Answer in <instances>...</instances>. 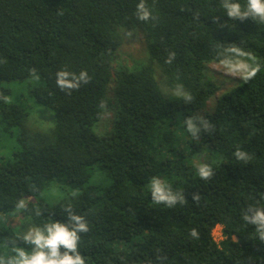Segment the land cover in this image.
I'll return each instance as SVG.
<instances>
[{
  "label": "trees",
  "instance_id": "16d2710c",
  "mask_svg": "<svg viewBox=\"0 0 264 264\" xmlns=\"http://www.w3.org/2000/svg\"><path fill=\"white\" fill-rule=\"evenodd\" d=\"M224 2L0 0V133L16 138L0 155L5 261L15 248L31 251L23 241L30 228L67 223L70 206L89 227L79 234L85 264H264V228L251 222L264 212V22L229 18ZM228 3L243 11L247 0ZM139 26L145 57L113 67ZM237 59L259 71L224 90L208 65ZM60 73L78 86L62 88ZM12 82L25 83L20 102L10 98ZM28 100L54 114L39 145L27 134ZM95 165L109 182L92 183ZM199 166L210 168L207 179ZM154 178L172 206L153 200ZM51 187L54 204L39 199Z\"/></svg>",
  "mask_w": 264,
  "mask_h": 264
},
{
  "label": "clouds",
  "instance_id": "9594fccd",
  "mask_svg": "<svg viewBox=\"0 0 264 264\" xmlns=\"http://www.w3.org/2000/svg\"><path fill=\"white\" fill-rule=\"evenodd\" d=\"M138 7L143 10L141 19H147L149 13L144 10V4L141 3ZM224 8L227 10L229 18H245L252 16L259 17L260 21L264 22V0H247L246 7L242 11L239 3L230 4L228 0L224 2ZM229 52L235 53L236 57L247 55L249 59H253L249 54L241 52L239 49L232 47ZM173 55V54H170ZM167 62H170L167 61ZM224 67H227L234 74L242 72L245 81L254 77L259 71V65H250L243 60L237 59L235 63L230 60L221 61ZM66 73H60L61 79L58 84L63 88H74L78 85L68 83L63 77ZM87 73L82 72L81 78L86 82ZM185 99L191 101L192 97L186 95ZM188 131L195 133V127L191 120L188 121ZM238 159H247L246 154L239 150L235 153ZM199 175L201 178L207 179L211 175V170L207 166H199ZM152 197L157 203L166 202L169 206L175 202V197L171 194L169 188L162 184L159 179L154 178L151 181ZM198 199V197H195ZM18 209H24L26 203L21 200L17 203ZM68 212L67 223L53 221L45 223L43 227H32L23 236V241L31 246V251H25L22 248H15V256L5 261L4 257L0 256V264H85V258L81 256L78 245L80 242V233H87L89 227L83 216L72 214L71 207L65 209ZM248 219V217H245ZM254 224L264 228V212L257 211L255 217L251 221ZM192 235L196 232L193 230Z\"/></svg>",
  "mask_w": 264,
  "mask_h": 264
},
{
  "label": "rangeland",
  "instance_id": "374dc122",
  "mask_svg": "<svg viewBox=\"0 0 264 264\" xmlns=\"http://www.w3.org/2000/svg\"><path fill=\"white\" fill-rule=\"evenodd\" d=\"M145 43L146 38L141 26L137 27V29L131 32H128L125 36V42L123 46L115 55L112 64L113 67H131L134 61L144 58ZM208 71L210 75L215 77V80L219 82L221 81V83L224 84V90L227 89L226 87L234 86L236 83L235 80H240L243 76L242 72L234 74L227 67H224L222 64L218 63L208 65ZM24 84L25 83L19 82H12L9 84L12 88V94L10 96L11 100L20 102L24 98ZM219 95L220 93H218L213 99H216ZM28 103L32 110L30 118L27 121V134L30 135L29 137L31 138L32 143L39 145L42 144V141L46 139L45 133H47L49 128L53 127L54 125V114L46 107L35 105L32 100H28ZM111 118L112 114L109 112V114L105 116V119H103V122L101 123V130H103L104 124L107 123V120ZM18 132H16V135ZM15 140L16 138H12L10 134L0 133L1 156L6 158L13 151V149L16 147ZM91 181L93 184L103 185L104 183L109 182V178H107L103 170L95 165L92 172ZM56 194L57 198H59V192L54 187H51L46 190L39 199L44 200L48 204H54L57 201V198H55ZM13 222V225L16 228H21L22 223L19 217L14 218ZM221 229V226H218L213 231L214 239L217 242H220L223 239Z\"/></svg>",
  "mask_w": 264,
  "mask_h": 264
}]
</instances>
